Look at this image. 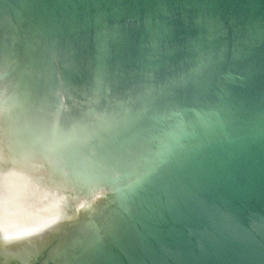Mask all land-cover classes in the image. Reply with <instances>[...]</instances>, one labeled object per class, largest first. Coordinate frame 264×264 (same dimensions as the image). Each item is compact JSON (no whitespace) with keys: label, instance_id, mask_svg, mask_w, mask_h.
<instances>
[{"label":"water","instance_id":"95a60500","mask_svg":"<svg viewBox=\"0 0 264 264\" xmlns=\"http://www.w3.org/2000/svg\"><path fill=\"white\" fill-rule=\"evenodd\" d=\"M7 58L61 112L128 110L133 165L62 264H264V0H0Z\"/></svg>","mask_w":264,"mask_h":264},{"label":"bare ground","instance_id":"6f19581e","mask_svg":"<svg viewBox=\"0 0 264 264\" xmlns=\"http://www.w3.org/2000/svg\"><path fill=\"white\" fill-rule=\"evenodd\" d=\"M14 61L0 70V233L20 237L0 240V264H62L108 203L112 178L133 165L118 162L106 143L129 114L118 104L100 107L96 93L61 112L30 80L8 77Z\"/></svg>","mask_w":264,"mask_h":264}]
</instances>
